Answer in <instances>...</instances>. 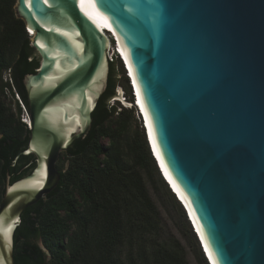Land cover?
Returning a JSON list of instances; mask_svg holds the SVG:
<instances>
[{"label":"water","instance_id":"1","mask_svg":"<svg viewBox=\"0 0 264 264\" xmlns=\"http://www.w3.org/2000/svg\"><path fill=\"white\" fill-rule=\"evenodd\" d=\"M15 13L39 57L22 79L34 166L6 174L0 264H14L22 211L57 186L59 152L91 128L107 24L216 264H264V0H16Z\"/></svg>","mask_w":264,"mask_h":264},{"label":"trees","instance_id":"2","mask_svg":"<svg viewBox=\"0 0 264 264\" xmlns=\"http://www.w3.org/2000/svg\"><path fill=\"white\" fill-rule=\"evenodd\" d=\"M12 3L13 0H0V5L7 7ZM6 11L0 6V185H5L6 174L13 182L28 174L34 166L33 155L20 154L26 147L29 130L27 124L20 120L21 109L14 93L28 110L22 79L25 74L34 73L39 64L23 20H8ZM6 45L12 48V52L4 49ZM116 62L122 72V83L128 89V101H133L129 80L117 58L109 62L107 86L91 113L90 130L65 150L68 164L58 169L60 178L57 186L44 195L46 201L42 197L22 211L13 232L14 264H123L120 249L130 236L149 247H140L136 256H128V264H188L182 247L159 240L156 235V210L141 178L134 173V169L145 167L156 172L180 211L184 237L193 243L199 262L208 264L186 213L157 170L143 130L135 129L130 142L125 144L124 154L130 158L125 159L122 154L118 132L121 133L123 126L128 124L129 117L125 118V115L133 108L119 106L117 111L118 106L107 104L109 98L115 96V86L119 82L114 72ZM3 72L7 73L6 79ZM7 93L16 107L10 113L4 106ZM115 113L118 124L112 129L107 123ZM103 137L111 139L108 146L100 143ZM124 180L126 184L122 183ZM73 188L82 201L81 210L72 194ZM3 191L4 188L0 191V198ZM132 201L135 208L128 211L126 206ZM61 209L66 211L65 219L59 215ZM70 226L73 231L69 230Z\"/></svg>","mask_w":264,"mask_h":264},{"label":"rangeland","instance_id":"3","mask_svg":"<svg viewBox=\"0 0 264 264\" xmlns=\"http://www.w3.org/2000/svg\"><path fill=\"white\" fill-rule=\"evenodd\" d=\"M15 4H16V0H13V3L10 4L9 7H7L6 5H0L1 8H4L7 10L6 11L7 12L6 17L8 20L20 19L19 17L16 16ZM0 30H1V24H0ZM25 32L28 35L26 27H25ZM29 40L31 41V36H29ZM4 49L6 51L9 50V52H12V48H9L8 45H6ZM122 68L124 69L123 65H122ZM6 72H8V71H6ZM6 72H3V78L4 79H6V77H7ZM114 72H115L116 80L117 81L119 80V82H117L116 86H115V88H116L115 94H117V90H118V95H119L120 100H123V98H124L125 101H128V98H127L128 89L122 83L123 82V80L121 79L122 72L120 71L119 63H117V62H116L115 68H114ZM130 89H131V87H130ZM116 98H117V96H114V98H109V100L107 101V104L109 106L112 104L118 106L116 108V110L119 111V108H120L119 106H122V104L120 102L117 103L115 100ZM4 103H5L4 106L8 110L9 113L16 109L15 101L13 99H11V96H9L8 93L5 95ZM8 112H6V113H8ZM21 112L23 114L22 115L20 114V120H21V116L22 117L25 116V112L23 111V109ZM126 116H127V118L129 117V122H128V124H125L123 126L122 130H120L121 133L118 132L119 142H120V145H121L122 150H123L122 154L125 153V149H124L125 144L127 142L128 143L130 142V139L132 138L135 129H137L140 132H141V130H143L145 133L141 117H140L139 113H137L134 108L125 115V118H126ZM116 123L118 124L117 115L115 113V114H113L111 120L107 124L110 125V128L114 129L116 127ZM26 127L28 128V126H26ZM145 137H146V135H145ZM110 140L111 139L108 137H103V138H101L100 143L104 146H108V144L110 143ZM148 147H149V145H148ZM124 156H125V159L130 158V156L127 157V155H125V154H124ZM151 157H152V154H151ZM100 158L103 159L104 157L101 156ZM153 160H154V158H153ZM67 164H68V159H67V156L65 154V151H60L58 154V157L55 161V169L58 170L60 168L66 167ZM156 167H157V170H158L161 178L163 179V177H162V175L158 169L157 164H156ZM134 170H136L134 172L136 174V176L141 178V181L144 184V187L147 191L148 197L150 198V201H151L152 205L154 206V209L156 210L157 217H158V224H157L158 230H157L156 235H158L159 240H161V239L167 240L170 242V244H176V245H179L180 247H182L184 249L186 261L188 262V264H201L198 260L197 253L194 250V247H193L194 245H192L193 243H191L190 240L187 239L186 237H184V235H183V232H184L183 224L184 223L182 221L180 211H179L177 205L174 203L172 197H170L168 195L164 186L159 181V178H158L156 172L151 171V169L148 170L146 167L140 168V169L136 168ZM163 181L165 182L164 179H163ZM122 183L126 184V181L124 180V181H122ZM166 185H167V183H166ZM167 187H168L170 193L172 194L173 192L171 191V189L169 188L168 185H167ZM2 188H3V183H1V185H0V191ZM72 194L78 203L79 209L81 210L82 209V201L79 198L75 188L72 189ZM2 195L3 194H1V198H2ZM42 197H43L44 201L47 200V198L44 195ZM125 197L127 199H129V196H125ZM1 198H0V201H1ZM173 198L180 203V201L176 198L174 193H173ZM136 203H138V202H136ZM135 205H133V201H132L130 204L128 203V206H126V208L128 211H130L131 209L135 208ZM180 205H181L183 211L186 213V210L184 209V207L182 206L181 203H180ZM59 215L62 219H65L66 211L64 209H61L59 211ZM187 217H186V219H187ZM187 221L190 224V221L188 219H187ZM190 226L193 230L192 225H190ZM72 228L73 227L70 226L69 230L73 231ZM192 232L195 234V237H196L197 242L199 244L200 250H202V246L200 245V241L198 240L196 233L194 231H192ZM37 242L41 247H43L40 240H37ZM123 242L124 243L120 249L121 250L120 261H122L123 264H128V256H130L131 254L136 256L137 253L139 252L140 247H144V249H147L149 247V245L147 243L141 245V241L140 240H134L133 236H130L129 238H127ZM202 253H203L207 263L209 264L203 250H202ZM137 260L138 259H136V261Z\"/></svg>","mask_w":264,"mask_h":264},{"label":"bare ground","instance_id":"4","mask_svg":"<svg viewBox=\"0 0 264 264\" xmlns=\"http://www.w3.org/2000/svg\"><path fill=\"white\" fill-rule=\"evenodd\" d=\"M102 32L104 33H110V35L115 39L116 41V45H117V49L121 55V57L123 58L124 60V64L125 65V70L126 72L128 73V78L130 79L131 81V87L133 88V91H134V96H135V99H136V102L133 103V105L135 106L136 110L138 111L140 117H141V120H142V124L145 123V125L143 124V127H144V130H145V135H146V140H147V143L149 145V148L153 150V153L156 155L157 157V161H158V164L161 168V172H162V177L163 179L166 181V182H169V184L172 186V188L175 190V192L177 193L178 197L180 199H182V201L185 203V205L187 206V209L189 211V214H190V217L191 219L193 220V223L195 225V229L197 228V231L202 239V242L204 244V247H205V250L207 253L204 252L206 258L208 261H210V263L212 262V264H216L214 258H213V255L205 241V238H204V235H203V232L191 210V207L187 201V198L185 197L183 191L180 189V187L177 185V183L174 181L173 177L171 176V174L169 173L166 165H165V162L161 156V153L159 151V148L157 146V143H156V139H155V136H154V133H153V130H152V127H151V123H150V119H149V116L147 114V111L145 109V106H144V103H143V100H142V97H141V93H140V90H139V87L136 83V80H135V77H134V74H133V70H132V67L129 63V60H128V57H127V52L126 50L124 49V47L122 46L121 44V41L119 39V37L114 33V31L112 30L111 26L109 24H107L106 26V29H104ZM28 33L31 35V37L33 36L31 34L30 31H28ZM114 44V41L112 42V45ZM110 47V45H109ZM108 47V49H109ZM133 81V82H132ZM115 96L118 97V94H115ZM125 100V99H124ZM147 131V132H146ZM151 152V151H150ZM153 157V155H152ZM154 158V157H153ZM155 160V158H154ZM156 162V160H155ZM158 166V165H157ZM159 169V168H158ZM160 171V170H159ZM160 172V173H161ZM168 184V183H167ZM181 203V202H180Z\"/></svg>","mask_w":264,"mask_h":264},{"label":"built area","instance_id":"5","mask_svg":"<svg viewBox=\"0 0 264 264\" xmlns=\"http://www.w3.org/2000/svg\"><path fill=\"white\" fill-rule=\"evenodd\" d=\"M26 30H27V32L29 31L28 29H26ZM106 34H107V37L109 39V45H110L109 49L106 51V56H107L108 62H113L115 60V58L116 59L119 58L121 63H122V65H123L124 64V60L121 57V55H120V53H119V51L117 49L118 47L116 45L117 43H116L115 39L110 35V33H106ZM28 35L31 36L29 33H28ZM113 41H114V44L112 45ZM123 67L125 69V65H123ZM124 73H125V75L128 78L127 72L125 70H124ZM128 80H129V78H128ZM129 84H130V82H129ZM130 87H131V84H130ZM131 92H132V95H133L132 87H131ZM117 94H118V90H117ZM133 97H134V95H133ZM117 98H119V97H117ZM14 99L16 100L18 105L20 106L21 111L23 109V111L25 112V116H23V117L21 116V121L24 122L25 124H27V110H26L24 104L22 103V101L20 100V98H19L17 93H14ZM22 114L23 113L21 112V115Z\"/></svg>","mask_w":264,"mask_h":264},{"label":"clouds","instance_id":"6","mask_svg":"<svg viewBox=\"0 0 264 264\" xmlns=\"http://www.w3.org/2000/svg\"><path fill=\"white\" fill-rule=\"evenodd\" d=\"M129 82H130V79H129ZM132 91H133V89H132ZM134 95V94H133ZM115 100H117V99H115ZM118 101V100H117ZM119 102V101H118ZM127 102H129V101H127ZM130 104H131V106L129 107V108H134L135 110H136V108H135V106L133 105V103H134V97H133V101L132 102H129ZM136 112L138 113V111L136 110ZM186 217H187V214H186ZM187 219H188V217H187ZM189 220V219H188ZM190 221V220H189ZM190 225H191V223H190ZM193 227V226H192ZM193 231H194V229H193ZM195 232V231H194ZM201 245V244H200ZM204 252V251H203ZM210 264H212V263H210Z\"/></svg>","mask_w":264,"mask_h":264}]
</instances>
